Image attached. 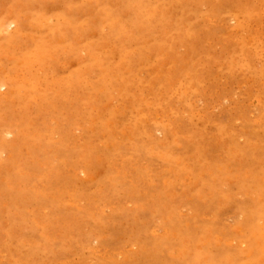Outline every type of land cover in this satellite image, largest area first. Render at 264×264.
I'll use <instances>...</instances> for the list:
<instances>
[{
	"label": "rangeland",
	"instance_id": "374dc122",
	"mask_svg": "<svg viewBox=\"0 0 264 264\" xmlns=\"http://www.w3.org/2000/svg\"><path fill=\"white\" fill-rule=\"evenodd\" d=\"M0 264H264V0H0Z\"/></svg>",
	"mask_w": 264,
	"mask_h": 264
}]
</instances>
